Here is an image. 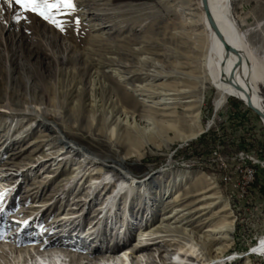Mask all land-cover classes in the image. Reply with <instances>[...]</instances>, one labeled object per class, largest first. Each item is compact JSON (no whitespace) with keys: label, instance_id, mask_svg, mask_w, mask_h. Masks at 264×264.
<instances>
[{"label":"rangeland","instance_id":"rangeland-1","mask_svg":"<svg viewBox=\"0 0 264 264\" xmlns=\"http://www.w3.org/2000/svg\"><path fill=\"white\" fill-rule=\"evenodd\" d=\"M73 4L56 16L57 27L0 0V264H15L20 251L32 264L28 250L65 253L50 264H78L68 254L98 264L111 249L121 258L139 230L166 212L164 192L190 195L182 200L189 207L206 187L221 203L202 218L223 206L231 217L213 215L200 227L194 219L189 228L234 221L218 264H264V252L257 250L264 240V123L243 101L223 96L203 78L209 41L198 0ZM230 9L234 29L263 55L264 0H231ZM113 69L125 75L123 81ZM136 85L177 97L183 104H170L168 112L176 111L170 119L184 120L187 105L195 106L201 133L185 140L165 129L146 142L126 131L117 121L121 113L162 118L163 105L133 94ZM177 90L183 92L173 95ZM258 100L264 108V82ZM80 150L107 163L90 162ZM185 221L173 224L177 243L150 244L132 255L134 264H209L207 247L181 231ZM190 244L199 259L190 256Z\"/></svg>","mask_w":264,"mask_h":264},{"label":"bare ground","instance_id":"bare-ground-1","mask_svg":"<svg viewBox=\"0 0 264 264\" xmlns=\"http://www.w3.org/2000/svg\"><path fill=\"white\" fill-rule=\"evenodd\" d=\"M197 5L202 10L203 24L209 41V49L203 59V68L205 70L203 78L205 77V81L210 82L213 86H215L223 96L231 95L237 97L245 104L248 103L257 108L264 116V108L261 106L258 100V95L260 94V86L264 82V54L259 55L257 50L251 49L244 40V36L239 34L234 29L231 20V0H206L205 3L204 0H198ZM226 46L229 49L228 51L226 50ZM113 71L114 72L112 74L116 76L119 81L124 80L125 75H123L119 71V69H113ZM111 91L113 92V90ZM132 91L133 94L144 96L146 98L145 101H147V99L153 101L157 99L154 101V103H156L157 106L163 105V109L158 108L160 110L159 116L162 118L156 119L155 117H147L146 114L137 116L136 113H121L119 116L117 115V121L118 124L125 127L126 131L133 132L137 137L147 138L146 142H150V140L153 138L152 135L154 133H162L165 129L174 130L179 138L185 140L193 139L199 133H201L202 127L199 120V113L195 112V109H192L195 106L187 105V113L184 116V120L181 121V119H170L176 116V111L172 110L168 112V110L170 109V104H175V107L176 105L178 106L180 104H183L177 97L166 98V96H168L169 94L167 95L165 92L163 93L151 89L150 87L148 88L147 85H136L135 88H132ZM182 92L183 90H177L173 95L178 96ZM123 97H125V95ZM124 100H129V98L125 97ZM185 102L190 103L192 101L189 100ZM10 111L12 113L17 112L14 111V109H11ZM28 112V114L32 118H39V114H37L35 110H28ZM168 117L169 119H166ZM184 125L188 128L187 134H185V132L183 131L184 129L182 127ZM115 130V127L111 130L112 137L115 136ZM67 144L68 149L73 148L70 143ZM80 153L83 154L86 159H91L89 160L90 162L101 164V166H104L107 163V160L89 154L84 150H80ZM80 167L82 166L79 165V167L77 168ZM116 168L124 178V180L120 184V186H122V184L126 182V174L124 172L125 170L124 165H122V161L118 163ZM101 170L102 167L98 168L93 175L102 172ZM93 175L90 176L91 180H98L101 178L94 177ZM131 180L134 179L132 178L130 179V181ZM195 191L199 190L196 189ZM177 192L178 191L173 194L169 193V190H167L163 193L161 199L163 200V209L166 212L161 213L162 217L158 223L147 225L144 229L139 230L137 241L129 249L126 248L125 250H123L121 258L119 257L120 255H117L116 249L106 250L108 251L109 256L102 257L98 264H112L115 260L118 259L126 262V264H134V256L132 255L144 251V248L148 247V245L150 244L158 245L160 242L165 241H173L174 243H177L178 241L175 242L176 239L173 237V234L179 231L178 229H176L178 227L173 226V224H177L184 220L187 221L181 224V227H183V230L181 231L185 234V236H187L190 241H192V243L198 242L197 240H200L201 244L207 247V252L204 255L205 257H207L206 260L208 261V263L218 264L220 262H223L224 260L222 259V257H224V251L227 246V241L229 242V240L232 239L229 234L233 229L232 226L234 224V221L229 222L228 220L227 222L221 223L219 225L213 224L211 222V224L208 225L209 228H205V230L201 231L194 229V226L191 228H189V226H192V222L195 219V221L197 222L196 227H200V225L206 222L205 220H210L213 218V215L218 216L220 215V213H224L223 217L230 218L231 216L226 214L229 209L228 206H223L221 209H219V211H215L210 216L202 218L209 214L212 210L217 208V206L221 203V201H219V197L216 196L214 192H212V188L206 187L203 191L198 192L195 195L196 198L192 199L191 201H197L196 204H192L189 207H184V205H182V200L184 198H190L191 196H182ZM125 196L126 193H123L120 198H124ZM196 212L198 213L197 216L193 217L192 213ZM57 220L62 219L57 218L56 222ZM93 227L94 226H91L90 229H92ZM168 236H171V238L166 239ZM84 238L82 242H84V240L86 239ZM53 243L60 242L53 241ZM51 244V240L45 242L43 248L47 250V248H51ZM186 246V244L184 246L182 245L181 248L186 250ZM38 247L34 249L36 250V252L40 251L41 249L39 245ZM257 250H259L260 252H264V240H262L258 245ZM50 251L51 250H49V253L40 252L41 254L32 255V253L28 250L27 254L30 257L29 260H31L32 264H34L33 262H35V264H50V260L52 258H54L56 261H62V259H59V257L64 256L65 253H59V251H56L55 249H52L51 252ZM194 251L195 250H193V245L190 244V254H192L190 256L194 257L193 255H195L197 258V254H195ZM22 256L23 252L20 251V253L15 256V264H27L25 263V260L22 259ZM37 256L40 257L38 263H36ZM68 257H70V260L73 263H93L83 262L82 260L85 257L81 255L68 254Z\"/></svg>","mask_w":264,"mask_h":264},{"label":"snow or ice","instance_id":"snow-or-ice-1","mask_svg":"<svg viewBox=\"0 0 264 264\" xmlns=\"http://www.w3.org/2000/svg\"><path fill=\"white\" fill-rule=\"evenodd\" d=\"M9 8L18 7L20 14L24 12H31L44 20L56 24L57 27L61 25L57 22L56 16L66 14L63 10L74 9L73 0H2ZM20 14L16 19H20Z\"/></svg>","mask_w":264,"mask_h":264},{"label":"water","instance_id":"water-1","mask_svg":"<svg viewBox=\"0 0 264 264\" xmlns=\"http://www.w3.org/2000/svg\"><path fill=\"white\" fill-rule=\"evenodd\" d=\"M206 2V0H204V3ZM227 47V46H226ZM226 50L228 51L229 49H228V47L226 48ZM246 105L249 107V108H251L259 117H260V119L262 120V122L264 123V116H263V114L257 109V108H255V107H253L252 105H250V104H248V103H246Z\"/></svg>","mask_w":264,"mask_h":264},{"label":"built area","instance_id":"built-area-1","mask_svg":"<svg viewBox=\"0 0 264 264\" xmlns=\"http://www.w3.org/2000/svg\"><path fill=\"white\" fill-rule=\"evenodd\" d=\"M251 172H252V171L250 170V177H252V175H253V173L251 174Z\"/></svg>","mask_w":264,"mask_h":264}]
</instances>
